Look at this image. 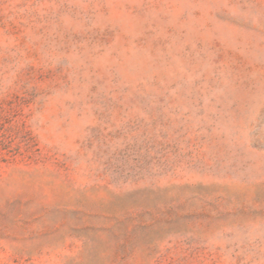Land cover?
Here are the masks:
<instances>
[{"label":"rangeland","instance_id":"rangeland-1","mask_svg":"<svg viewBox=\"0 0 264 264\" xmlns=\"http://www.w3.org/2000/svg\"><path fill=\"white\" fill-rule=\"evenodd\" d=\"M0 264H264V0H0Z\"/></svg>","mask_w":264,"mask_h":264}]
</instances>
